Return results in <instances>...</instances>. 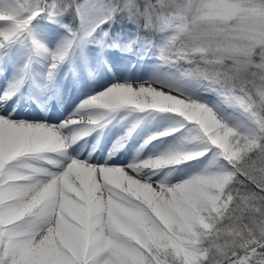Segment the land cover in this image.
<instances>
[{
    "label": "bare ground",
    "instance_id": "6f19581e",
    "mask_svg": "<svg viewBox=\"0 0 264 264\" xmlns=\"http://www.w3.org/2000/svg\"><path fill=\"white\" fill-rule=\"evenodd\" d=\"M22 8L0 0V227L14 230L9 243L34 248L48 264H74L82 246L137 243L141 217L167 208L185 216L197 189L210 199L228 175V148L215 132L259 131L232 94L195 93L169 61L90 88L79 80L83 70L108 65L117 47L92 46ZM62 83L81 91L43 117L35 105L53 108ZM179 92L192 97L190 112H180L187 98ZM102 233L121 244L103 242Z\"/></svg>",
    "mask_w": 264,
    "mask_h": 264
},
{
    "label": "rangeland",
    "instance_id": "374dc122",
    "mask_svg": "<svg viewBox=\"0 0 264 264\" xmlns=\"http://www.w3.org/2000/svg\"><path fill=\"white\" fill-rule=\"evenodd\" d=\"M13 1L21 8L23 7L22 9H28L40 15L42 13L45 15V13L54 10L53 6L49 7L50 0ZM115 4L114 0H72L71 11L66 14L63 7L59 13L63 18L67 17L69 22L66 24L62 23L60 19L57 20L63 25L59 28L68 35L77 34L79 36L81 33V38L90 43L100 35L104 37L108 34L104 29L111 26ZM131 4L128 0H123L122 7L133 11V8L135 10L137 6L136 0H132ZM144 6L148 8L143 13L145 16L144 23L146 25L153 23L152 26L159 33V50L156 49L157 51H161V49L172 51L175 50L174 47L179 46L196 52L201 49L207 52L209 60L229 61L237 70L247 64H254L258 66L261 76L264 78V0H155L156 8L150 7L149 2L145 0ZM140 12L135 11L136 14L134 15L130 13V18L140 19ZM164 14H167L172 20L165 21L163 19ZM40 18L45 20V17ZM182 19L185 21L183 26L180 24ZM70 22L74 24L72 29H70ZM105 22H107L106 27H104ZM107 36L109 37L108 47L127 45L126 41L121 40L118 34L117 36L112 34ZM134 45L131 44V47L134 46L135 49L134 47L128 48L130 46L127 49L139 54L147 52V56L151 58L150 62L153 64L160 65L164 61L172 62L171 67L178 73L182 83L188 87L192 86L195 93L198 90H208L209 88L227 89L232 97L238 101L239 107L244 110L243 112H247L259 131L257 134H246L242 130H232L228 134L225 130L215 132L220 145L228 148V155L225 154L228 175L212 193L210 199L200 196L197 189V195L200 198L198 203L187 202L183 204L187 216L178 215L175 210H173L174 213L170 212L167 208V214L159 215L156 219L147 216L141 217L140 222L134 224V235L138 238L137 243L122 242L121 244L115 235L102 233L100 237L103 242L116 241L122 247H107L100 244L89 251L82 246L80 248L82 257L78 258L74 264H86L92 258L95 259L94 264H104V261L109 258H114L118 264H148L149 258L154 263L152 252H158L160 249H170L174 257L181 261V264H202L207 256V245L202 246L200 238L215 230V223L221 221L222 216L232 210L231 204L233 202H237L239 205L237 211L233 213L234 217L238 219L248 212L249 216L255 220H251V222L259 227V220L264 217V188L260 185L262 184L260 180H257L259 183L254 184L255 191L243 194L235 201H233V194L227 189L228 183L239 175L236 166L237 160L243 154L254 155L255 150H259L260 140L264 137V122L259 109L248 92L227 85L213 76L192 72L188 67L179 64L176 57L158 52H148L151 45L147 40L136 39ZM115 57L116 55L111 53L108 54L107 58L112 61L116 59ZM252 89L264 102V82L257 83ZM178 95L187 98V101L181 106L180 112H190L194 105L191 102L192 97L185 92H179ZM259 152L260 156L256 160V166L260 165L258 171L260 175H264V152L261 149ZM246 177L256 179L252 173H248ZM178 207L181 206L178 205ZM134 211L138 214V210L134 209ZM3 227L5 224L0 227V264H48L43 262L41 254L34 248L10 244L7 235L14 230L3 234ZM102 229L104 230L103 227ZM244 232L248 234L247 231ZM262 242H264V236ZM213 245H215V254L220 253L224 248L221 244L219 246L216 240ZM249 248L253 250L255 245L252 244ZM241 257L242 255L232 258L225 264H240ZM155 264L159 263L156 262ZM259 264H264V261Z\"/></svg>",
    "mask_w": 264,
    "mask_h": 264
},
{
    "label": "trees",
    "instance_id": "16d2710c",
    "mask_svg": "<svg viewBox=\"0 0 264 264\" xmlns=\"http://www.w3.org/2000/svg\"><path fill=\"white\" fill-rule=\"evenodd\" d=\"M50 1L51 3L49 4V7L53 6L54 10H51L49 13L61 10L64 7L66 14H68V12L72 9V0ZM114 1L116 4L110 26V30L113 35L117 32H121L127 46L130 47L131 44L134 45L136 39L147 40L150 42L151 51L158 52L163 55L174 56L179 60V64L188 67L192 72H200V75L206 74L213 76L220 79L227 85L248 92L256 107L259 109L260 116L264 122V102H262L256 92L252 89V87L257 83L264 82V78L261 76V71L258 66H255L254 64H247L237 70L229 61L209 60V55H207V52L204 50L200 49L199 52H196L195 50H190L182 46L177 48L174 47L175 50L172 51H166L167 49L157 51L159 50V33L156 31V28L152 26L154 25L153 23H150V25H146L144 23L145 16L143 13L148 9L144 6L145 0H136L137 6L135 10L133 8V11L128 10L126 7H122L123 0ZM128 1L130 5H132V0ZM147 1L149 2L150 7L156 8L155 0ZM135 11H141V16L139 17L140 19L134 20L130 18V13L131 15H134L136 14ZM163 19L165 21L172 20L167 14H164ZM184 22L185 21L182 19L180 24L183 26ZM106 24L107 22H105V25ZM105 25L104 27H106ZM260 149L264 152V137L260 140L259 150H255L254 155L248 156L243 154L239 160H237L236 166L239 175L235 176L227 186L228 191H230L234 196L233 201L240 198L243 194L255 191L256 188L254 184L259 183L257 180L261 181L262 184L260 185L264 188V175H260V172L258 171V169L260 170V165L256 166V160L260 156ZM248 173L254 174L256 179H253L254 177L247 178L246 176H248ZM238 206L237 202H233L231 204L232 210L228 209L229 211L222 216V220L215 223V230L209 232V234L205 237L200 238L201 245H207L208 247L207 248L205 246L207 256L202 261V264L226 263L234 258L243 249L250 247L264 236V217L259 220L260 226L256 227V225L251 222V220L254 219L249 216L248 212L240 219L234 217L235 215L233 213L237 211ZM244 231H247L248 234ZM215 240L219 246L220 244L224 246L218 254H215L214 251L215 245L213 244ZM152 254L154 256V263L151 261V258H149L148 264H155L156 262L159 264H181V261L174 257L173 252L170 249H160L158 252H152ZM241 258L242 260L240 261V264H259L261 261H264V242H261L254 250L242 254Z\"/></svg>",
    "mask_w": 264,
    "mask_h": 264
},
{
    "label": "water",
    "instance_id": "95a60500",
    "mask_svg": "<svg viewBox=\"0 0 264 264\" xmlns=\"http://www.w3.org/2000/svg\"><path fill=\"white\" fill-rule=\"evenodd\" d=\"M259 242H256V245H258ZM249 248H245L243 251H241L240 253H238L236 256H239L240 254H242L243 252L247 251Z\"/></svg>",
    "mask_w": 264,
    "mask_h": 264
}]
</instances>
